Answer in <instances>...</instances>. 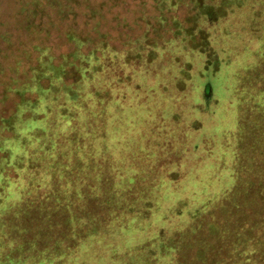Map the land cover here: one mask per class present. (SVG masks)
I'll return each instance as SVG.
<instances>
[{
    "label": "rangeland",
    "instance_id": "rangeland-1",
    "mask_svg": "<svg viewBox=\"0 0 264 264\" xmlns=\"http://www.w3.org/2000/svg\"><path fill=\"white\" fill-rule=\"evenodd\" d=\"M21 1L0 0V33L8 30L14 35L17 32L16 38L21 34L14 29ZM92 2L101 5L103 17L99 20L105 19L101 32L109 33L118 45L125 41L126 35L134 37L142 29L144 23L139 19L143 12L147 11L151 18L156 11L153 0H89L90 4ZM143 2L147 4L144 6ZM193 15L194 12L184 6L174 12V16L183 21ZM82 18L78 19V26L90 32L92 25L87 26V20ZM72 19L57 21L64 25L74 21ZM187 24L195 27V23ZM199 25L203 33L195 30V49L181 41L168 49L157 48L158 60L150 73L145 70L146 56L138 63L133 58L128 66L120 63L119 58L117 60L125 67V73L133 76L131 83L140 87L139 90L127 89V96L133 98L150 94L166 84L164 77L173 73L168 66L171 58L184 59L188 63L190 81L185 83L186 95L181 97L176 114L181 129L163 126L155 129L162 136L161 142L157 144L151 139L149 149L126 159L131 163L122 167V172L110 169L106 160L100 158L90 162L92 174L84 178L90 184L80 179L63 183L57 186L60 190L55 195L48 191L42 200H35L36 193L27 190L12 198L10 203L8 198L0 200V251L10 250L20 228H25L37 252L55 257L52 262L43 264H67L59 254L68 248L71 231L87 229L89 222L99 224L102 214H112L107 216L109 221L113 220L110 229L120 237L89 241L69 264H134L137 258L131 260V257L142 255L147 250H140L143 246L159 241L160 234L164 238L173 236L189 218L167 216L164 220H155L146 230L127 233L119 226L123 228L121 225L128 221L130 215L127 214L136 213L124 205L132 202L138 207L144 198L159 201L163 185L169 188L173 184L171 193L179 189V198H182L178 204L179 212L192 215L198 211L194 214L198 216L201 211L208 210L199 218L201 224L204 220L206 226L211 224L206 237L223 246L222 252L207 251L204 262L209 263L206 264H218L210 261L219 259H224L225 264H264V0H244L241 7H235L219 22L202 18ZM204 38L210 50H206ZM24 39L23 35L21 41ZM54 41L57 46L53 45ZM48 44L56 58L73 51L56 34ZM1 45L4 43L0 41V48ZM13 76L0 75V109L5 106V110L11 104L3 99L5 83L13 82ZM239 108L243 111L242 116ZM239 159L240 166L233 170ZM116 162L119 164L118 160ZM86 189L89 192H84ZM81 195L82 200L78 198V201L72 197ZM169 196L174 202L175 195ZM54 197L59 198L60 203H54L51 210ZM19 205L17 213L8 210ZM29 205L33 206L27 207ZM72 214L77 215L72 218ZM189 236L192 237L189 232L178 235L175 245L192 248L194 245ZM19 242L22 246L21 238ZM148 248L154 256L156 245ZM125 252L131 257L121 255L117 261L109 260L114 253ZM7 253V250L3 253L5 259ZM168 259L165 257L164 262L156 260L152 264H169Z\"/></svg>",
    "mask_w": 264,
    "mask_h": 264
},
{
    "label": "trees",
    "instance_id": "trees-1",
    "mask_svg": "<svg viewBox=\"0 0 264 264\" xmlns=\"http://www.w3.org/2000/svg\"><path fill=\"white\" fill-rule=\"evenodd\" d=\"M153 1L156 9L153 16L150 18L147 11L143 12L139 19L144 23L142 29L134 37L124 34L126 39L119 45L109 33L100 30L105 21L99 20L103 17L101 5L90 4L89 0L21 1L19 18L14 24L15 31L21 34L16 38L17 32L14 35L8 30L0 33V41L4 43L0 48V75L5 77L12 74L15 78L13 82L5 83L3 101L11 104L5 110V106L0 109V200L8 198L10 203L12 198L26 190L36 193L35 200H42L48 191L55 195L60 190L57 187L60 184L90 177V162H97L100 158L106 160L110 169L122 172V167L131 163L128 158L149 149L151 139L157 144L161 142L162 136L155 129H161L162 126L180 128L176 114L181 97L186 95L185 83L190 81L188 63L184 59L171 58L167 64L173 73L164 77L166 84L150 94H139V97L133 98L127 96V89L134 87L139 90L140 87L131 83L133 76L127 75L125 67L120 66L117 60L119 58L122 60L120 63L128 66L133 58L138 63L146 56L145 70L150 73L158 60L157 48L168 49L181 41L195 49V30L199 29L198 32L203 33L199 25L202 18L212 23L219 22L235 7H241L244 0ZM146 4L143 2L144 6ZM181 6L194 12L191 19L183 21L174 16ZM67 18H73L74 21L64 24L68 26L61 30L64 25L57 20L64 21ZM80 18L87 20V26L94 25L90 32L78 26ZM94 21L97 22L93 24ZM185 23H195V27ZM125 26L134 31L129 25ZM54 34L73 51L56 58L48 44ZM23 35L25 39L21 41ZM203 42L206 50H210L206 38ZM53 45L57 46V41ZM157 91L160 94H155ZM239 113L242 116L240 108ZM240 162V159L235 162L233 170L240 166ZM84 181L90 184L88 180ZM172 185L168 189L163 185L159 201L144 198L138 207L132 202L127 203L126 207L124 205V208L135 211L136 215L127 214L130 215L128 221L119 229L127 230V233L146 230L155 220H164L172 215L186 216L189 221L177 228L178 232L173 236L164 238L160 234L159 241L141 246L140 250L147 249L142 255L131 257L127 252L114 253L109 260L117 261L122 258L121 255H128L131 260L137 258L134 264H152L156 260L164 262L165 257H169V264H206L209 263L204 262L207 251L222 252L223 246L206 237V230L210 229L211 224L208 227L205 225L206 220L202 224L199 220L208 210L201 211L198 216L194 215L198 211L192 215L181 214L178 204L182 198H179V189L171 193ZM84 192L89 191L86 189ZM82 195L72 197L78 201V198L82 200ZM169 195H175L174 202L170 201ZM54 198L50 204L51 210L54 203H60L59 198ZM84 206L87 207L86 204ZM8 210L17 213L20 205ZM76 215L72 214V218ZM111 215L102 214L99 224L89 222L90 227L87 229H73L68 248L59 257L66 259L65 262L69 264L89 241L120 237L110 229L113 220L109 221L107 216ZM207 216L210 218L211 214ZM20 229L10 250L5 248L0 251V264H43L55 259L37 252L29 241L26 229ZM183 232L192 234V237L189 236L194 245L192 248L175 245L178 235ZM154 244L156 252L153 256L148 247ZM5 250L9 252L5 254L6 259L3 255ZM219 260L210 262L225 264L224 259Z\"/></svg>",
    "mask_w": 264,
    "mask_h": 264
}]
</instances>
